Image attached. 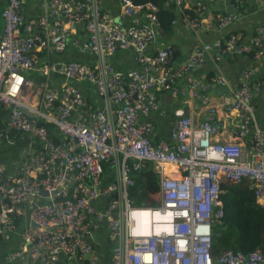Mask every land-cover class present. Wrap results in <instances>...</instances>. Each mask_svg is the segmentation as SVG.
I'll list each match as a JSON object with an SVG mask.
<instances>
[{
    "label": "built area",
    "instance_id": "2783aa9c",
    "mask_svg": "<svg viewBox=\"0 0 264 264\" xmlns=\"http://www.w3.org/2000/svg\"><path fill=\"white\" fill-rule=\"evenodd\" d=\"M245 1L164 0L175 12L171 24L181 23L195 34L186 59L174 64L173 45L150 49L160 27L158 6L151 0H120L122 21L102 10L100 0H41L42 13L33 20L23 14L26 0H0L2 130L37 144L14 170L0 164V239L20 233L17 249L6 260L63 264L66 255L98 264L100 253L95 254L91 237L105 223L115 240L110 264H264L261 248L213 254L211 245L213 225L223 216L222 183L247 179L264 209V119H257L254 102L260 84L246 69L232 85L218 67L227 56L264 55V25L257 24L247 39L231 32L210 42L198 35L207 2L242 7ZM244 14V9L226 12L210 25L227 28ZM78 24L86 37L76 45L95 57L94 65L37 62V52L64 51ZM127 49L134 66L119 71L106 57ZM208 58L218 73L208 80L191 77ZM53 76L64 82L53 84ZM76 81L93 86L104 110L88 101ZM214 86L231 89V97L223 99L235 116L229 140L219 139L222 124L214 105L204 120L188 113L174 120L167 139L153 138L155 126L146 118L164 114L159 94L195 99ZM146 163L158 175L155 206H138L129 197L133 174ZM105 164L113 172L106 184ZM109 197L104 208L96 207L97 200ZM24 209L30 223L20 227Z\"/></svg>",
    "mask_w": 264,
    "mask_h": 264
},
{
    "label": "crops",
    "instance_id": "0c3cea01",
    "mask_svg": "<svg viewBox=\"0 0 264 264\" xmlns=\"http://www.w3.org/2000/svg\"><path fill=\"white\" fill-rule=\"evenodd\" d=\"M100 6L103 10L109 11L118 17V20L122 21V14L120 10V0H100ZM192 2L188 4V12H191ZM245 10V14L235 20L229 27L219 29L215 25H210L215 20L226 12H240ZM23 14L26 19H35L43 10V4L41 0H26L23 5ZM201 28L198 31L199 38L203 41L213 42L214 40L221 39L227 36L229 33L234 32L240 34L243 39H247L252 34L254 27L257 24L264 25V0H246L242 7H234L233 5L223 2H207L206 9L200 13ZM122 19V20H121ZM3 22L0 20V33L2 31ZM86 33L82 24H78L75 28V32L69 35V41L64 51L53 52L52 50L37 52L38 63L44 61L55 62H68L79 61L85 64L94 65L95 58L83 53L79 50L75 40L82 41L85 39ZM195 34L187 29L183 24L178 23L173 26L170 33L162 34L157 33L156 40L152 43L150 49L155 51L157 48L173 45L176 50V56L174 64L184 61L191 50ZM107 61L115 66L119 71L125 72L129 68L134 66L132 61V51L127 49L117 52L108 56ZM218 67L221 69L222 74L229 80L232 85L239 83L242 71L250 69L252 71L251 81L253 83L259 82L260 91L256 95L254 102L256 105V117L259 121L264 119V55L254 57L250 54H244L240 56H227L218 63ZM216 65L212 61V58H208L203 64L194 68L189 74L195 79L208 80L217 74ZM32 76L33 73H29ZM64 82L60 76H53L52 83L58 84ZM182 83L183 80H180ZM92 103L96 109L104 110L102 101L97 96L93 86L85 82H72ZM231 85V86H232ZM233 87V86H232ZM159 102L164 111L162 116L157 114H151L147 121L154 124L155 130L153 131L154 139H167L169 136V130L174 120L170 118V112L177 108L187 109L189 114H192L196 120H204L206 109L214 105L217 108V117L221 126L220 140L230 139V129L235 123V116L231 112L225 109L223 105V99L225 97H231V89L227 87L214 86L212 89L202 94L199 98L178 100L170 97L168 94H159ZM5 113L0 111V121L4 119ZM52 132L57 135L56 129L51 125ZM0 132L2 130L0 129ZM37 144L28 137L21 136L14 131H8L4 136H0V164L5 165L7 168L14 170V168L22 161L26 163L25 153L26 150L31 147H36ZM112 168L106 164L104 174V184L108 183L113 178ZM95 205L101 208L104 205V201L99 199L95 202ZM28 210L24 209L22 215L18 217L19 226L29 224ZM20 241V233L15 232L3 240L0 239V264H32V262L26 257H20L19 259L6 260L8 255L17 249ZM91 241L94 246L95 254L100 253L101 260L98 264H110L108 258L111 253L112 241L108 236L105 223L95 227L92 232ZM63 264H96L91 263V260H84L78 262L77 260H70L67 256H63Z\"/></svg>",
    "mask_w": 264,
    "mask_h": 264
},
{
    "label": "trees",
    "instance_id": "16d2710c",
    "mask_svg": "<svg viewBox=\"0 0 264 264\" xmlns=\"http://www.w3.org/2000/svg\"><path fill=\"white\" fill-rule=\"evenodd\" d=\"M151 1L158 6L156 14L160 22L159 33H170L175 12L164 6V0ZM246 54L256 57L252 52ZM50 126L48 128L52 139L58 141L59 137L53 134ZM0 135L4 136L3 133ZM134 179L135 186L130 190L129 196L138 205L154 206L159 201V184L152 165L147 163L141 171L134 172ZM221 189L223 216L212 229L213 253L217 254L226 249L249 252L261 248L264 251V209L257 205L250 183L247 180H241L237 185H227L224 182ZM110 258L111 253L108 260Z\"/></svg>",
    "mask_w": 264,
    "mask_h": 264
},
{
    "label": "clouds",
    "instance_id": "9594fccd",
    "mask_svg": "<svg viewBox=\"0 0 264 264\" xmlns=\"http://www.w3.org/2000/svg\"><path fill=\"white\" fill-rule=\"evenodd\" d=\"M103 10V9H102ZM120 21V20H119ZM80 50V49H79ZM53 51V50H52ZM81 51V50H80ZM44 52V51H43ZM54 52V51H53ZM82 52V51H81ZM84 53V52H83ZM87 54V53H86ZM89 54V53H88ZM91 55V54H90ZM93 56V55H92ZM94 57V56H93ZM95 58V57H94ZM107 58V57H106ZM79 62V61H78ZM82 63V62H81ZM36 77H34V79H35ZM3 121V120H2ZM2 121H0V129L2 130L3 129V127H2ZM174 122V121H173ZM50 125V124H49ZM11 131V130H10ZM8 131H4V130H2V132H0V134L1 133H3L4 135L7 133ZM16 133V132H15ZM18 134V133H17ZM1 136V135H0ZM147 164V163H146ZM109 165V164H108ZM105 166H106V164H105ZM105 166H104V168H105ZM154 170V169H153ZM112 171V170H111ZM113 173V172H112ZM156 173V172H155ZM157 174V173H156ZM157 177H158V175H157ZM133 178H134V174H133ZM135 180V179H134ZM241 180H247V179H241ZM240 180V181H241ZM248 181V180H247ZM249 183H250V187L252 188V191H253V186H252V183L250 182V181H248ZM158 184H159V180H158ZM227 185H231V183H228ZM135 186V185H134ZM133 186V187H134ZM132 187V188H133ZM131 188V189H132ZM130 189V190H131ZM130 190H129V192H130ZM223 191H221L220 193H222ZM220 193H219V198H220ZM253 194H254V192H253ZM255 196V195H254ZM130 197V196H129ZM112 198L111 197H109L108 198V200L107 201H105L104 199H103V201H104V205L106 204V202H109L110 200H111ZM130 199H132L131 197H130ZM133 201H134V199H132ZM220 200H221V198H220ZM255 201H256V197H255ZM135 202V201H134ZM159 202V201H158ZM157 202V203H158ZM136 203V202H135ZM156 203V204H157ZM221 203H222V200H221ZM256 203H257V201H256ZM137 204V203H136ZM155 204V205H156ZM104 205L101 207V208H104ZM138 205V204H137ZM154 205V206H155ZM257 205H258V203H257ZM138 206H143V205H138ZM259 206V205H258ZM97 207V206H96ZM260 207V206H259ZM97 208H99V207H97ZM262 208V207H261ZM263 209V208H262ZM216 223V222H215ZM214 223V224H215ZM104 224V223H103ZM106 225V224H105ZM214 226V225H213ZM106 228H107V225H106ZM107 232H108V236L110 235V232H109V230H108V228H107ZM110 238V237H109ZM111 239V238H110ZM111 241H112V245H114V242H115V240L114 239H111ZM93 244V243H92ZM211 245H212V240H211ZM112 248L113 247H111V255H112ZM93 250H94V246H93ZM95 251V250H94ZM223 251V250H222ZM212 252H213V250H212ZM221 252V251H220ZM219 252V253H220ZM214 254V253H213ZM218 254V253H217ZM87 260V259H86ZM111 261V258H110V260H109V262Z\"/></svg>",
    "mask_w": 264,
    "mask_h": 264
},
{
    "label": "water",
    "instance_id": "95a60500",
    "mask_svg": "<svg viewBox=\"0 0 264 264\" xmlns=\"http://www.w3.org/2000/svg\"><path fill=\"white\" fill-rule=\"evenodd\" d=\"M25 113L27 115L31 116V114L28 113L27 111H25ZM187 114H188L187 109L177 108V109L173 110L172 112H170V118L172 120H175L176 118L187 116ZM39 194L42 196L47 195V193L43 190H40Z\"/></svg>",
    "mask_w": 264,
    "mask_h": 264
},
{
    "label": "bare ground",
    "instance_id": "6f19581e",
    "mask_svg": "<svg viewBox=\"0 0 264 264\" xmlns=\"http://www.w3.org/2000/svg\"><path fill=\"white\" fill-rule=\"evenodd\" d=\"M210 197V196H209Z\"/></svg>",
    "mask_w": 264,
    "mask_h": 264
}]
</instances>
